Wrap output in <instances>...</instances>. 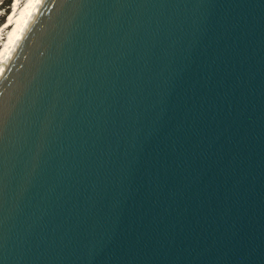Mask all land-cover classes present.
<instances>
[{
  "label": "water",
  "instance_id": "1",
  "mask_svg": "<svg viewBox=\"0 0 264 264\" xmlns=\"http://www.w3.org/2000/svg\"><path fill=\"white\" fill-rule=\"evenodd\" d=\"M0 264H264V0H38L0 63Z\"/></svg>",
  "mask_w": 264,
  "mask_h": 264
},
{
  "label": "bare ground",
  "instance_id": "2",
  "mask_svg": "<svg viewBox=\"0 0 264 264\" xmlns=\"http://www.w3.org/2000/svg\"><path fill=\"white\" fill-rule=\"evenodd\" d=\"M38 0H15L12 10L0 26V63L6 58L12 44L17 40ZM2 16V15H1Z\"/></svg>",
  "mask_w": 264,
  "mask_h": 264
},
{
  "label": "rangeland",
  "instance_id": "3",
  "mask_svg": "<svg viewBox=\"0 0 264 264\" xmlns=\"http://www.w3.org/2000/svg\"><path fill=\"white\" fill-rule=\"evenodd\" d=\"M15 0H0V26L7 19ZM23 0H18V3ZM2 15V16H1Z\"/></svg>",
  "mask_w": 264,
  "mask_h": 264
}]
</instances>
